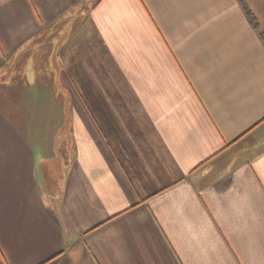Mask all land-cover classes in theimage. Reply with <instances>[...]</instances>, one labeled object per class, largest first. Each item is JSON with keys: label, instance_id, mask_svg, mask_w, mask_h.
Here are the masks:
<instances>
[{"label": "crops", "instance_id": "obj_1", "mask_svg": "<svg viewBox=\"0 0 264 264\" xmlns=\"http://www.w3.org/2000/svg\"><path fill=\"white\" fill-rule=\"evenodd\" d=\"M0 264H264V0H0Z\"/></svg>", "mask_w": 264, "mask_h": 264}, {"label": "trees", "instance_id": "obj_2", "mask_svg": "<svg viewBox=\"0 0 264 264\" xmlns=\"http://www.w3.org/2000/svg\"><path fill=\"white\" fill-rule=\"evenodd\" d=\"M245 7V6H244ZM247 9V8H246ZM248 10V9H247ZM249 15V14H248ZM253 22V20H251ZM254 27L256 28V25H254Z\"/></svg>", "mask_w": 264, "mask_h": 264}]
</instances>
